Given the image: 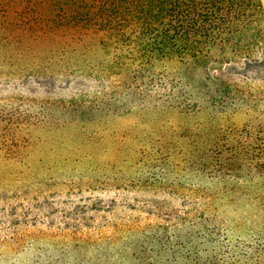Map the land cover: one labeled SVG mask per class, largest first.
Returning <instances> with one entry per match:
<instances>
[{
    "label": "trees",
    "instance_id": "16d2710c",
    "mask_svg": "<svg viewBox=\"0 0 264 264\" xmlns=\"http://www.w3.org/2000/svg\"><path fill=\"white\" fill-rule=\"evenodd\" d=\"M258 15L240 0H0V69L16 72L0 75V84L26 88L76 80L75 87L82 89L71 97L51 92L38 103L21 92L2 97L1 163L20 166L23 174L36 145L33 131L78 129L91 139L121 105L200 115L196 132L185 135L195 147L186 152L185 167L170 155L158 162L171 168L174 178L183 176L190 183L186 193L212 212L187 217L185 211L179 216L183 221L170 220L165 229V223L125 221L122 228L138 235L123 239L113 226L107 239L122 250L130 248L125 261L131 264H264V246L227 238L211 205L216 197L201 185L203 177L264 181V118L239 127L222 116L225 110L256 115L260 101L236 99L228 78L217 96L194 74L211 62L223 61L230 69L240 61L228 52H236L237 40ZM92 84L96 90H90ZM100 92L99 101H88L89 93ZM85 145L80 142L76 150ZM45 161L38 159L30 172L43 171Z\"/></svg>",
    "mask_w": 264,
    "mask_h": 264
},
{
    "label": "rangeland",
    "instance_id": "374dc122",
    "mask_svg": "<svg viewBox=\"0 0 264 264\" xmlns=\"http://www.w3.org/2000/svg\"><path fill=\"white\" fill-rule=\"evenodd\" d=\"M240 1L259 13L237 40L236 52H228L230 57L238 55L240 61L230 69L223 61L211 62L194 74L197 83H206L217 96L224 90L221 82L228 78L230 93L236 99L245 97L248 104L260 101L262 110L256 115L253 110L249 115L222 113L242 127L264 118V0ZM5 73L16 74L15 70L0 69V75L7 77ZM50 81L30 83L26 88L0 84V99L15 91L34 95L38 103L51 92L68 97L82 91L75 87L76 80L64 85ZM96 89L92 84L90 90ZM101 98L102 92L88 94V101ZM115 113L104 126L97 127L92 140L85 137L86 131L78 129L33 131L36 145L23 174L17 171L20 166L0 161V264H49V258L51 264H131L125 261L130 248L126 246L127 252L119 248L120 244L109 243L113 226H118L119 236L125 239L137 234L122 228L125 221L165 223V229L170 227L168 221L185 211L187 217L212 212L196 203V196L186 193L190 183L183 176L174 178L171 168L169 171L158 162L170 155L171 161L176 159L185 167L186 152L195 148L189 146L185 135L195 131L203 118L177 111L130 109L128 105H121ZM80 142L86 144L83 151L76 150ZM88 152V158L72 160ZM40 158L46 160L45 169L31 173ZM201 185L216 197L211 205L223 220L229 240L264 246L263 180L238 183L203 177Z\"/></svg>",
    "mask_w": 264,
    "mask_h": 264
}]
</instances>
